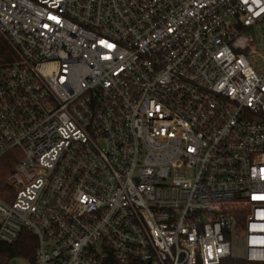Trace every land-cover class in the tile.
Wrapping results in <instances>:
<instances>
[{"label":"built area","instance_id":"2783aa9c","mask_svg":"<svg viewBox=\"0 0 264 264\" xmlns=\"http://www.w3.org/2000/svg\"><path fill=\"white\" fill-rule=\"evenodd\" d=\"M263 32L264 0H0V248L36 241L10 264H222L234 239L264 264Z\"/></svg>","mask_w":264,"mask_h":264},{"label":"trees","instance_id":"16d2710c","mask_svg":"<svg viewBox=\"0 0 264 264\" xmlns=\"http://www.w3.org/2000/svg\"><path fill=\"white\" fill-rule=\"evenodd\" d=\"M9 52L7 46L0 39V63L1 56ZM17 162L13 156H9L0 161V198L6 199V192L9 191L7 186L8 177L15 171ZM36 248L35 238L29 234L24 233L21 240L14 246H2L0 248V264H10L16 258H33ZM222 264H250L244 260H237L230 258Z\"/></svg>","mask_w":264,"mask_h":264},{"label":"rangeland","instance_id":"374dc122","mask_svg":"<svg viewBox=\"0 0 264 264\" xmlns=\"http://www.w3.org/2000/svg\"><path fill=\"white\" fill-rule=\"evenodd\" d=\"M260 33L261 31L259 29L253 28L247 31H243L242 35H251L255 39L254 42L257 43L256 38H259ZM262 34H264V32ZM262 46H264V42H262ZM256 61L259 64H261V58H258ZM250 62L252 65H255V61L253 59H250ZM231 256L233 259H237V260L245 259V256H246L245 245L237 239L232 240V255Z\"/></svg>","mask_w":264,"mask_h":264}]
</instances>
